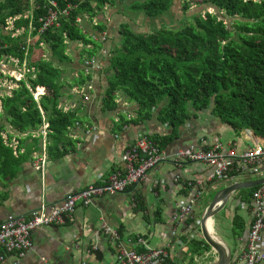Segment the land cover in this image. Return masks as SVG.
Instances as JSON below:
<instances>
[{
    "label": "crops",
    "instance_id": "0c3cea01",
    "mask_svg": "<svg viewBox=\"0 0 264 264\" xmlns=\"http://www.w3.org/2000/svg\"><path fill=\"white\" fill-rule=\"evenodd\" d=\"M183 3L184 1L181 2ZM129 5L127 0H117L114 5H107L93 22L88 17L87 22H81L91 35L95 32L93 25L103 23L107 27L101 39L105 45L91 57L96 60V67L90 72L85 71L84 65L89 58L81 56L84 44H70L67 49L72 61L69 65H62L67 70L63 78L73 80L79 76L80 71H84L91 79L80 87L63 88L58 108L66 113L74 112L77 121L67 129L69 144L60 145L63 152L61 156L51 154L47 149L48 134L45 137L43 132L50 124L43 110L41 113L44 124L36 131L20 133L3 121L7 127L3 136L7 140L10 135V146L13 147L14 154L18 155V150L20 154L28 151L32 154L19 168L16 177L0 182V224L12 216L28 217L44 204L60 205L69 194L90 185L106 184L111 174L124 173L123 155L139 136L145 134L156 138L171 133V128L157 119L156 111L151 119L139 121L137 106L121 95L117 96L116 110H108L103 103L109 77L104 66L108 62L109 53L120 45L119 31L123 25H129L135 30ZM152 20L154 19L144 15L139 19L148 26L152 24ZM143 22L141 24L144 25ZM155 30L157 29L150 32ZM35 38L30 35V40ZM46 50L48 54L43 58L49 59L50 53L47 48ZM41 98L42 95L35 100L39 102ZM0 112H3L1 99ZM123 117L131 121L119 125V119ZM132 119H137L138 123H133ZM36 138L39 141L36 142ZM217 141L223 145L225 153L233 152L236 155L250 151L256 144L264 146V138L256 136L252 130L236 134L212 109L197 112L180 127L179 137L164 150L168 159L152 170L143 182L121 194L96 197L90 206L79 205L74 221L65 226L35 230L33 248L22 258L17 254L5 255L0 250V264H118V250L111 246L105 235L106 228L117 231L123 245L139 253L145 251L146 245L154 249H166L170 255L168 264L214 262L217 255L212 249L199 250L192 244L189 245V242L194 238L202 239L200 230L197 231L200 226L198 214L208 206L216 192L224 187L221 186L223 183L226 186L231 184L228 182L230 179L210 182L212 169L208 164L178 162L174 155L191 147L207 150ZM247 141L253 142V146ZM42 156L46 157L43 170L36 167L37 159ZM243 173L244 176L232 178V182H256L264 179V162L259 173ZM254 187L257 186L240 190L238 196L242 195V200L230 209L226 206L215 216L213 230L231 251V264H243L242 256L248 242L247 227L253 222L255 215V198L251 197L248 190ZM183 204H192L193 212L186 220L180 221L177 214ZM240 221L247 229L235 234L234 230L239 228ZM221 227L226 230L229 239L220 234ZM139 239L143 240L145 246L139 243ZM95 247L97 250H94ZM186 247L192 250V258L187 254ZM97 252L100 253V258L96 255Z\"/></svg>",
    "mask_w": 264,
    "mask_h": 264
},
{
    "label": "trees",
    "instance_id": "16d2710c",
    "mask_svg": "<svg viewBox=\"0 0 264 264\" xmlns=\"http://www.w3.org/2000/svg\"><path fill=\"white\" fill-rule=\"evenodd\" d=\"M49 1L0 0V62L17 59L22 67L26 61L30 70L19 82L7 76L18 87L11 95L0 98V182L16 177L32 154H20L19 150L18 155L14 154L10 135L7 140L3 136L7 129L3 121L20 133L36 131L44 124L43 110L50 124L47 149L51 154H63L60 145L69 144L67 129L77 121L74 112L58 108L63 88L80 87L91 79L84 71L73 80L63 78L67 70L62 65L72 61L67 49L70 44L83 43L81 56L92 59L104 47L101 39L107 31L106 25L98 23L93 25L95 32L91 35L77 20L81 18L84 24L88 17L93 22L117 0H54L61 10L69 6L71 9L68 15H61L58 27L40 33V20L47 14ZM193 2L208 5L218 14L200 11L187 18L190 21L180 29L162 27L148 34L138 33L129 25L121 27L120 45L111 50L104 66L109 73L104 106L116 110L117 96L121 95L137 106L139 121L151 119L156 111L157 119L171 128L170 134L151 138L161 151L179 137L180 127L193 114L207 109H212L236 134L252 130L264 138V0H184V14L191 10ZM130 3L132 13L158 19L171 11L175 0ZM227 18L233 20L230 25ZM10 20L13 29L7 31ZM21 29L23 33L16 35ZM30 35L37 37V42L28 44L25 39ZM43 45L50 53L49 59L40 55ZM31 89L43 92L39 102ZM130 121L123 117L119 125ZM240 167L241 160L235 158L226 178L244 176ZM259 187L248 190L251 197ZM239 194L236 192L235 197L241 201L243 196ZM204 210H200L198 218ZM239 224L235 234L247 228L249 234L252 222L247 228L242 221ZM190 244L199 250L211 249L202 239L194 238ZM96 255L101 257L98 252Z\"/></svg>",
    "mask_w": 264,
    "mask_h": 264
},
{
    "label": "built area",
    "instance_id": "2783aa9c",
    "mask_svg": "<svg viewBox=\"0 0 264 264\" xmlns=\"http://www.w3.org/2000/svg\"><path fill=\"white\" fill-rule=\"evenodd\" d=\"M261 1V0H254ZM71 7L61 10L58 3L50 0L48 3L47 14L41 18L40 33H44L49 28L59 26V18L61 15H68ZM78 23L82 19L77 20ZM6 62V61H5ZM17 62V64H16ZM7 63L24 67V75L20 74L19 82L25 78V74L29 72L27 62L21 67L19 60L11 59ZM86 72H90L96 67L94 58L85 61ZM16 67V68H17ZM23 70V69H21ZM34 71V68L31 69ZM1 75V74H0ZM35 77V76H34ZM17 86V83H14ZM33 92V90L31 89ZM34 93V92H33ZM38 99L43 92L34 93ZM49 125L45 127L43 135L46 137ZM241 160L240 170L242 172L259 173L260 166L264 162V146L256 144L250 151L241 155L233 152H224L223 145L217 141L211 148L207 150H196L191 147L186 150H180L174 155V159L178 162H204L208 164L212 172L209 176L210 182H218L226 179L230 168L234 166V159ZM164 151H161L157 143L147 135L139 136L136 142L130 145L124 155L123 162L125 165L124 173L116 172L110 175L108 181L104 185H90L85 189L71 193L60 205L49 206L44 204L39 210L33 212L30 216L9 217L0 224V250L3 254H17L20 258L24 257L28 251L33 248V232L39 228L49 226H65L74 221V214L79 205L90 206L96 197L104 195H117L126 192L133 186L143 182L160 163L167 160ZM46 165V157L42 156L37 159L36 167L43 170ZM264 184L254 193L255 198V215L248 234L247 247L242 256L243 264H264L263 251V231H264ZM193 205L183 204L179 208L177 218L180 221L192 214ZM105 235L108 236L111 246L118 250V264H168L170 255L166 249H154L145 246L142 239L139 243L145 246L142 253L134 249L127 248L123 245L118 232L112 228L105 229ZM190 258L193 257L192 250L185 248ZM94 250H97L95 247ZM195 251V250H194ZM4 259V257H1Z\"/></svg>",
    "mask_w": 264,
    "mask_h": 264
},
{
    "label": "rangeland",
    "instance_id": "374dc122",
    "mask_svg": "<svg viewBox=\"0 0 264 264\" xmlns=\"http://www.w3.org/2000/svg\"><path fill=\"white\" fill-rule=\"evenodd\" d=\"M182 1L184 0H175V3L171 11L158 19L152 20L151 21L152 24L150 26L146 25L143 21H139V19L143 17L141 13L135 14L131 12L133 16L132 22L135 23L134 29L140 31L141 33H145V34H148L150 31L154 29H159L160 27L161 28L166 27V28L175 30V29H180L183 25H185V23L189 22L190 19L188 21L187 18H191L194 14H197L200 11L202 14H205L206 12L217 13L215 9H213L212 7L208 5H205L203 3H201L200 5V4L193 2L191 4V10L187 14H184L182 4H181ZM130 2L131 0H127V5H129ZM141 22H143L144 25L141 24ZM232 22H233L232 19L230 18L226 19L227 24L230 25ZM9 23H10V26L8 27L7 31L13 29V21L10 20ZM23 31L24 29L19 30L16 35L22 34ZM36 38L34 40H36ZM34 40H30V36H27V38L25 39V41H27L28 44H34ZM41 48H42V54L40 55L46 56L48 54L46 50V46L43 45ZM37 54L39 55L38 51H37ZM16 64L11 65L5 62L4 60L0 62V74H3V77L0 76V97L3 96L4 94H10L11 90H13V88L16 87V84L10 81L7 76H10V77L13 76L15 79H18L20 77V74L24 75L23 74L25 72L24 67L19 68L17 67ZM220 234L223 235L225 239H229V236L227 235V232L223 227H221Z\"/></svg>",
    "mask_w": 264,
    "mask_h": 264
},
{
    "label": "water",
    "instance_id": "95a60500",
    "mask_svg": "<svg viewBox=\"0 0 264 264\" xmlns=\"http://www.w3.org/2000/svg\"><path fill=\"white\" fill-rule=\"evenodd\" d=\"M247 143L250 146H253V142L247 141ZM228 182L231 184L226 186L225 183H223V185H221L224 187L216 192L211 202L198 218V221L200 222L199 230L203 241L208 244L217 255V259L208 264H231L232 262L231 251L226 244L221 240L216 239L209 231L207 227L209 219H212L215 224V216L218 213H220L226 206L230 209L233 205L235 206L239 202V199L235 197L236 192L253 186H261L264 184V179L256 182H232V180H228Z\"/></svg>",
    "mask_w": 264,
    "mask_h": 264
},
{
    "label": "bare ground",
    "instance_id": "6f19581e",
    "mask_svg": "<svg viewBox=\"0 0 264 264\" xmlns=\"http://www.w3.org/2000/svg\"><path fill=\"white\" fill-rule=\"evenodd\" d=\"M212 219H209L208 223H207V227L209 229V231L215 236L216 239L219 240L218 236L215 234L213 228H214V222H211Z\"/></svg>",
    "mask_w": 264,
    "mask_h": 264
}]
</instances>
